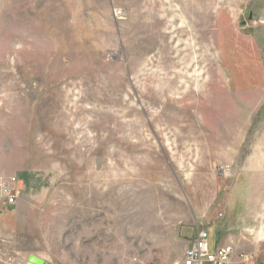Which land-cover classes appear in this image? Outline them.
Masks as SVG:
<instances>
[{"label":"rangeland","instance_id":"rangeland-1","mask_svg":"<svg viewBox=\"0 0 264 264\" xmlns=\"http://www.w3.org/2000/svg\"><path fill=\"white\" fill-rule=\"evenodd\" d=\"M0 174V264H264V0H0Z\"/></svg>","mask_w":264,"mask_h":264},{"label":"built area","instance_id":"built-area-1","mask_svg":"<svg viewBox=\"0 0 264 264\" xmlns=\"http://www.w3.org/2000/svg\"><path fill=\"white\" fill-rule=\"evenodd\" d=\"M122 10H115L114 16L121 17ZM20 195L17 177L14 174H0V212L17 203ZM249 257L236 254L229 244L211 247L208 233L198 229L196 235L185 252L181 264H235V259L246 263Z\"/></svg>","mask_w":264,"mask_h":264},{"label":"water","instance_id":"water-1","mask_svg":"<svg viewBox=\"0 0 264 264\" xmlns=\"http://www.w3.org/2000/svg\"><path fill=\"white\" fill-rule=\"evenodd\" d=\"M25 264H50L47 261L41 260L38 257L30 256L28 260L25 262Z\"/></svg>","mask_w":264,"mask_h":264},{"label":"crops","instance_id":"crops-1","mask_svg":"<svg viewBox=\"0 0 264 264\" xmlns=\"http://www.w3.org/2000/svg\"><path fill=\"white\" fill-rule=\"evenodd\" d=\"M210 245H211V244H210ZM211 247H214V246L211 245ZM241 263L244 264V262H241V261H239L238 259H235V264H241Z\"/></svg>","mask_w":264,"mask_h":264},{"label":"bare ground","instance_id":"bare-ground-1","mask_svg":"<svg viewBox=\"0 0 264 264\" xmlns=\"http://www.w3.org/2000/svg\"><path fill=\"white\" fill-rule=\"evenodd\" d=\"M139 222V221H138ZM139 225V224H138Z\"/></svg>","mask_w":264,"mask_h":264}]
</instances>
